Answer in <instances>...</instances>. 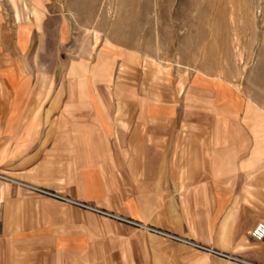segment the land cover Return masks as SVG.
Wrapping results in <instances>:
<instances>
[{
    "label": "crops",
    "instance_id": "0c3cea01",
    "mask_svg": "<svg viewBox=\"0 0 264 264\" xmlns=\"http://www.w3.org/2000/svg\"><path fill=\"white\" fill-rule=\"evenodd\" d=\"M138 53L116 45L95 61L82 54L45 84L4 63L0 162L52 181L73 201L182 238L157 221L169 217L196 243L264 264V241L251 237L264 223V103L215 81L208 113H185L183 101L154 97L137 82ZM77 209L0 184V264H169L170 256L239 264L201 259L152 233L139 263L142 232Z\"/></svg>",
    "mask_w": 264,
    "mask_h": 264
},
{
    "label": "rangeland",
    "instance_id": "374dc122",
    "mask_svg": "<svg viewBox=\"0 0 264 264\" xmlns=\"http://www.w3.org/2000/svg\"><path fill=\"white\" fill-rule=\"evenodd\" d=\"M20 29L26 36L20 35ZM116 45L135 46L140 52L137 64L142 72L137 71V82H147L146 92L154 97L183 101L185 113H208L214 95L208 88L215 81L228 82L246 97L264 103V0H0V159H4V63H16L25 75L35 73L36 82L54 83L64 77V69L73 59L80 60L86 54L95 61L98 51L112 50ZM193 100H199L201 106H192ZM50 182L37 180L32 172L18 174L0 162V184L22 188L25 194L55 201L64 209L80 208L105 216L20 185L67 196L63 188ZM157 221L196 243L185 236L175 219L163 217ZM126 225L143 233L134 247L140 263L144 254L139 246L148 247L146 236L152 232ZM152 234L160 242H174ZM180 246L201 259L223 258L185 244ZM108 254L113 255V251ZM169 259V264H178V258ZM114 262L119 264V260Z\"/></svg>",
    "mask_w": 264,
    "mask_h": 264
},
{
    "label": "built area",
    "instance_id": "2783aa9c",
    "mask_svg": "<svg viewBox=\"0 0 264 264\" xmlns=\"http://www.w3.org/2000/svg\"><path fill=\"white\" fill-rule=\"evenodd\" d=\"M1 178H3V177H1ZM3 179H6V180H8L10 182H13V183H16V184H19L18 182H15V181L7 179V178H3ZM20 185H22L25 188L31 190L33 193L41 194V195H45V196H48V197H51V198H55V199H58V200H61V201H65V202L74 204L76 206H79L81 208L90 209V210L98 212V213H100L102 215L109 216L112 219H115V220H118L120 222H124V223H127V224H131V225H134V226H137V227H140V228L143 229V226L141 224H138V223L133 222V221L128 220V219L121 218V217L113 215V214L102 212L100 210L91 208V207H89V206H87L85 204L73 201V200H71V199H69L67 197H63V196L54 194V193L49 192L47 190H44L42 188H39V187H36V186H32V185H26V184H20ZM146 230L149 231V232L158 234V235H160V236H162L164 238H168V239H171V240H173L175 242H179V243L185 244L187 246L194 247V248H197V249L205 251V252H209L211 254H214L215 256L223 257V258H225L227 260H230V261H233V262H237L239 264H253L251 262H247L245 260H242V259H240L238 257L231 256L229 254H225V253H222V252L210 249V248H206V247L201 246V245H199L197 243H194V242H191V241H187V240H185L183 238H179V237L167 234L165 232H161V231L153 229V228H147ZM251 237L256 242H263L264 241V223H259V224L256 225V227L251 232Z\"/></svg>",
    "mask_w": 264,
    "mask_h": 264
},
{
    "label": "bare ground",
    "instance_id": "6f19581e",
    "mask_svg": "<svg viewBox=\"0 0 264 264\" xmlns=\"http://www.w3.org/2000/svg\"><path fill=\"white\" fill-rule=\"evenodd\" d=\"M143 229H147V227L143 226Z\"/></svg>",
    "mask_w": 264,
    "mask_h": 264
}]
</instances>
